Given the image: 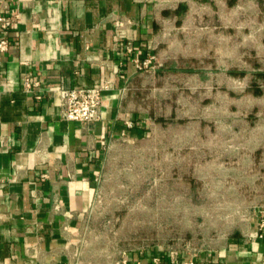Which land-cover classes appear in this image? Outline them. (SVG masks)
Here are the masks:
<instances>
[{
	"label": "rangeland",
	"instance_id": "obj_1",
	"mask_svg": "<svg viewBox=\"0 0 264 264\" xmlns=\"http://www.w3.org/2000/svg\"><path fill=\"white\" fill-rule=\"evenodd\" d=\"M159 1L131 82L147 133L106 145L70 264H190L264 218V0Z\"/></svg>",
	"mask_w": 264,
	"mask_h": 264
},
{
	"label": "crops",
	"instance_id": "obj_2",
	"mask_svg": "<svg viewBox=\"0 0 264 264\" xmlns=\"http://www.w3.org/2000/svg\"><path fill=\"white\" fill-rule=\"evenodd\" d=\"M159 3L0 0V14L13 17L0 33L8 42L0 51V264L72 262L106 145L147 133L131 82L139 73L134 59L155 57L158 24L170 14ZM101 84L97 120L61 117L59 89ZM147 257L143 263L153 264ZM159 259L184 264L178 253ZM187 259L264 264V236L236 233Z\"/></svg>",
	"mask_w": 264,
	"mask_h": 264
},
{
	"label": "built area",
	"instance_id": "obj_3",
	"mask_svg": "<svg viewBox=\"0 0 264 264\" xmlns=\"http://www.w3.org/2000/svg\"><path fill=\"white\" fill-rule=\"evenodd\" d=\"M13 17L0 14V33L2 30L12 25ZM7 39L0 34V51L6 50ZM151 57L145 59H134L137 69L148 67ZM106 85H95L78 88H61L60 115L66 120H76L81 122L95 121L100 117L101 91ZM264 230V218L258 221L256 236L261 237Z\"/></svg>",
	"mask_w": 264,
	"mask_h": 264
},
{
	"label": "trees",
	"instance_id": "obj_4",
	"mask_svg": "<svg viewBox=\"0 0 264 264\" xmlns=\"http://www.w3.org/2000/svg\"><path fill=\"white\" fill-rule=\"evenodd\" d=\"M264 74V73H263Z\"/></svg>",
	"mask_w": 264,
	"mask_h": 264
}]
</instances>
